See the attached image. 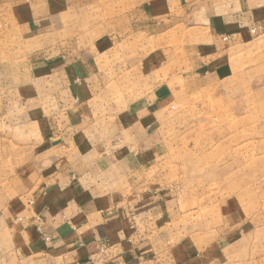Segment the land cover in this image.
Listing matches in <instances>:
<instances>
[{"label":"rangeland","instance_id":"rangeland-1","mask_svg":"<svg viewBox=\"0 0 264 264\" xmlns=\"http://www.w3.org/2000/svg\"><path fill=\"white\" fill-rule=\"evenodd\" d=\"M225 1L228 28L139 33L133 50L100 32L112 18L142 20V0H0V138L19 135L11 119L31 77L48 64L76 74L63 44L90 49L100 86L87 108L102 130L80 133L82 150L100 162L114 118L134 107L133 149L113 157L129 164L104 187L167 202L157 226L139 229L143 252L159 255L153 264H264V0ZM12 213L0 211V264H31L12 256Z\"/></svg>","mask_w":264,"mask_h":264},{"label":"crops","instance_id":"crops-1","mask_svg":"<svg viewBox=\"0 0 264 264\" xmlns=\"http://www.w3.org/2000/svg\"><path fill=\"white\" fill-rule=\"evenodd\" d=\"M142 1L144 18L138 23L128 17L126 24L112 18L103 25L100 35L108 38L107 45L126 39L133 49L136 34L147 36L156 30L163 35L176 29L214 33L228 28L232 16L225 0ZM76 50L80 54L72 60ZM89 50L63 44V60L77 64L76 74L72 79L55 74L48 64L45 74L31 77L25 93H20V118L11 119L10 127L19 135L5 143L0 138V211L11 207L17 217L8 239L12 256L31 264H153L159 255L143 252L142 231L165 218L167 202L146 195L138 198L140 194L128 198L131 193L104 187L113 171L117 177L120 163L129 164V157H113L119 148L133 149L134 107L126 110L124 121L119 115L114 118L111 134L101 145L108 152L100 162H88L82 150L80 133L102 130L90 121L95 109L87 108L100 86L92 71L96 58ZM1 231L6 234V226Z\"/></svg>","mask_w":264,"mask_h":264},{"label":"built area","instance_id":"built-area-1","mask_svg":"<svg viewBox=\"0 0 264 264\" xmlns=\"http://www.w3.org/2000/svg\"><path fill=\"white\" fill-rule=\"evenodd\" d=\"M223 40L226 41L227 39L224 37Z\"/></svg>","mask_w":264,"mask_h":264}]
</instances>
